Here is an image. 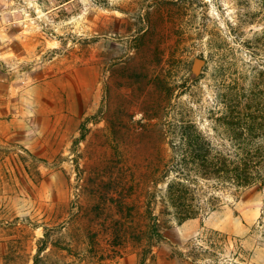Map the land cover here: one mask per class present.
<instances>
[{
  "label": "rangeland",
  "instance_id": "rangeland-1",
  "mask_svg": "<svg viewBox=\"0 0 264 264\" xmlns=\"http://www.w3.org/2000/svg\"><path fill=\"white\" fill-rule=\"evenodd\" d=\"M188 132L264 152V1L0 0V264H264V167Z\"/></svg>",
  "mask_w": 264,
  "mask_h": 264
},
{
  "label": "trees",
  "instance_id": "trees-1",
  "mask_svg": "<svg viewBox=\"0 0 264 264\" xmlns=\"http://www.w3.org/2000/svg\"><path fill=\"white\" fill-rule=\"evenodd\" d=\"M183 136L191 147L185 150L183 157H185V159H189L190 163L194 165L205 167V173L217 175L219 178H229V175L232 173V175H234L232 178L237 181V185L239 187H249L256 184V175L260 169L264 167V152H262L260 148L246 149L243 152L241 162L237 164L234 163L233 167H229L221 153L213 155L210 144L202 143L204 138L201 134L197 132H188L187 134H183ZM180 174L183 175V173ZM185 181L188 182V179H185ZM261 181L264 185V179ZM189 192L190 189L187 188L182 181L169 186V197L171 203L173 206L183 207L184 211L181 215L186 219L193 218L197 215L195 207L192 202L189 201L190 199L187 198ZM214 233L216 235L221 234L218 232ZM154 236H159V233L156 226H151L149 228V241H151ZM151 246L153 245L151 244ZM41 250L42 249L39 248L38 252H41ZM148 254L149 251H147V255ZM181 255H183V253ZM34 264H37L36 260Z\"/></svg>",
  "mask_w": 264,
  "mask_h": 264
},
{
  "label": "water",
  "instance_id": "water-1",
  "mask_svg": "<svg viewBox=\"0 0 264 264\" xmlns=\"http://www.w3.org/2000/svg\"><path fill=\"white\" fill-rule=\"evenodd\" d=\"M197 65H199V62H197Z\"/></svg>",
  "mask_w": 264,
  "mask_h": 264
}]
</instances>
